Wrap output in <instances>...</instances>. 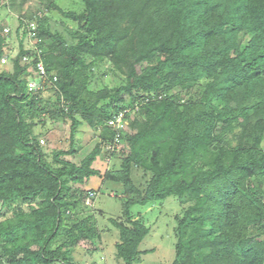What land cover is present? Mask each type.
Segmentation results:
<instances>
[{
	"label": "trees",
	"instance_id": "trees-1",
	"mask_svg": "<svg viewBox=\"0 0 264 264\" xmlns=\"http://www.w3.org/2000/svg\"><path fill=\"white\" fill-rule=\"evenodd\" d=\"M29 1L4 2L23 28L11 70L1 65L11 34L0 28V264H79L77 248L102 242L95 217L78 212L98 195L81 185L102 176L103 144L122 160L104 177L128 197L124 220L110 219L117 262L153 251L140 250L151 229L132 207L175 197L173 264H264V0H80L81 13ZM51 10L76 26L53 31ZM104 63L124 71L119 88H93ZM50 85L55 103L44 97ZM122 112L128 129L115 148L109 122ZM66 119L71 147L49 162L36 128ZM84 121L99 130L97 145L71 161ZM133 166L152 175L144 194Z\"/></svg>",
	"mask_w": 264,
	"mask_h": 264
},
{
	"label": "rangeland",
	"instance_id": "rangeland-1",
	"mask_svg": "<svg viewBox=\"0 0 264 264\" xmlns=\"http://www.w3.org/2000/svg\"><path fill=\"white\" fill-rule=\"evenodd\" d=\"M0 28L9 29L10 38L6 49L8 50L4 58L1 60L3 69H12L11 58L19 52L20 40L22 37L23 28L17 33L20 26L19 16L11 13L4 6L6 0H0ZM30 5L42 8L43 5L39 0L29 1ZM58 6L68 11L81 13L84 11V4L80 0H57ZM49 22L52 25L53 31L59 30L66 34V28H74L76 23L62 17V14L57 10L46 11ZM7 34V33H6ZM36 41L30 35L24 39L26 49H34ZM10 56V57H8ZM33 60H24V63L29 66V71L33 70ZM108 71L107 75H103ZM97 76V83L93 85L94 89H110L119 88L124 81L126 75L124 71H111L109 63L101 64L94 70ZM101 74V75H100ZM36 83V82H35ZM40 83V82H39ZM34 84V83H33ZM36 90V89H34ZM57 91L52 85L44 88L45 99H50L52 102L57 100ZM71 121H52L47 120L45 125H40L36 128V132L42 134V146L49 162H53L55 150H69L71 147ZM125 125V129H126ZM128 129V128H127ZM100 135L99 130L90 126L87 122H83L78 130L75 142V148L79 150L76 156H68L71 161L80 162L86 157L97 145V139ZM111 149L109 145H102V153L94 163V167L100 170L101 177H92L88 182L81 185L84 192L95 190L98 195L91 198H96L94 202L86 201L83 207L78 212L79 216L88 217L94 216L97 225L104 230L102 242H96V246L85 244L75 251V259L79 264H120L116 257V243L119 241V231L110 223L111 218L124 220L123 201L128 197L124 194V187L121 183H115L111 180H106V173L112 168L119 169L122 164L120 156L111 157L109 155ZM132 180L135 187L144 194L146 187L152 177L140 168L133 166ZM183 206L177 198L171 197L165 201L154 202L142 206L137 204L132 207V212L138 218V213H142L145 217L146 225L151 229L150 234L143 241L140 250H153L146 255H143L142 261L138 264H173L175 260V234L176 226L175 217L182 212ZM4 212H6L4 210ZM12 214H9L11 217ZM96 248V249H94ZM98 250L94 254L89 251Z\"/></svg>",
	"mask_w": 264,
	"mask_h": 264
},
{
	"label": "built area",
	"instance_id": "built-area-1",
	"mask_svg": "<svg viewBox=\"0 0 264 264\" xmlns=\"http://www.w3.org/2000/svg\"><path fill=\"white\" fill-rule=\"evenodd\" d=\"M30 28H31V32L29 33V35L30 36H34V32L36 31V28H37L36 24L32 23ZM8 32H9V29L5 28L4 29V33H8ZM38 69H39L41 77L46 78V71H45V68H44L42 63H40L38 65ZM42 84H44L43 81H42ZM39 85H40V83H38V84L37 83H34V84L31 83L30 86H31L32 89L38 90L39 89ZM135 110L136 111L140 110V107L137 106L135 108ZM125 114H126V112L119 113L118 116H116L115 118H113L109 122V124L117 131V136L115 138V144H116L115 148L118 147L119 142L121 141V131H125L127 129V127L125 129V125L127 126V122L125 121ZM109 146H110V149L113 150V147L111 145H109Z\"/></svg>",
	"mask_w": 264,
	"mask_h": 264
},
{
	"label": "clouds",
	"instance_id": "clouds-1",
	"mask_svg": "<svg viewBox=\"0 0 264 264\" xmlns=\"http://www.w3.org/2000/svg\"><path fill=\"white\" fill-rule=\"evenodd\" d=\"M127 130V129H126Z\"/></svg>",
	"mask_w": 264,
	"mask_h": 264
}]
</instances>
